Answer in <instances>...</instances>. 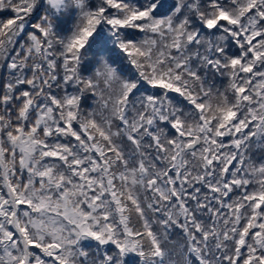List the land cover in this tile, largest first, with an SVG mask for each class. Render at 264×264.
Listing matches in <instances>:
<instances>
[{"label":"snow or ice","instance_id":"6c2138e0","mask_svg":"<svg viewBox=\"0 0 264 264\" xmlns=\"http://www.w3.org/2000/svg\"><path fill=\"white\" fill-rule=\"evenodd\" d=\"M0 264H264V0H0Z\"/></svg>","mask_w":264,"mask_h":264}]
</instances>
